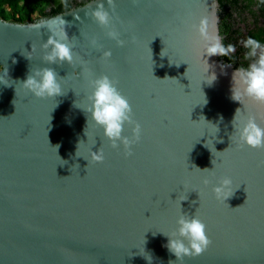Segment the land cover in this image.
<instances>
[{"label":"water","instance_id":"95a60500","mask_svg":"<svg viewBox=\"0 0 264 264\" xmlns=\"http://www.w3.org/2000/svg\"><path fill=\"white\" fill-rule=\"evenodd\" d=\"M101 2L124 47L92 17ZM114 3L113 10L91 0L23 24L0 19V68L8 72L0 83V264H149L144 248L152 264H169L176 257L167 236L181 214L196 215L212 240L182 264H264V150L234 134L249 117L264 127V106L232 98L237 67L204 56L193 29L207 17L219 32L218 0ZM60 18L75 37L72 65L45 63L42 45L52 33L34 27L58 31ZM45 67L64 78L66 95L39 99L23 87ZM104 75L119 81L142 126L130 158L88 112L91 81ZM133 127L123 135L132 138ZM101 147L98 163L92 152ZM224 178L235 190L226 202L213 192Z\"/></svg>","mask_w":264,"mask_h":264},{"label":"clouds","instance_id":"9594fccd","mask_svg":"<svg viewBox=\"0 0 264 264\" xmlns=\"http://www.w3.org/2000/svg\"><path fill=\"white\" fill-rule=\"evenodd\" d=\"M67 5V0H64ZM135 2V0H134ZM264 2V0H262ZM107 4L113 10L115 8L114 0H107ZM95 21L105 28H113L112 16L105 8L104 3H98L96 9L91 12ZM35 28L48 27L52 35L47 42L42 45L46 50L43 60L47 64H60L64 62L72 65L73 47L71 41L75 38L69 39L66 32L67 22L60 18L53 30L52 24L34 25ZM193 29L198 33L203 42L204 56L207 57H229L235 53L236 48L232 44L225 46L222 37L219 35L216 23L209 18H202L198 25H193ZM110 39L117 42L118 46L124 47L126 41L120 38V33L114 28L107 33ZM93 47L97 45L95 40L92 41ZM245 49H247L246 58L254 59L248 68H237L233 74V96L232 98L241 102L242 97H246L261 106H264V44L254 38H247L243 42ZM112 56L111 51L103 53V59L109 60ZM258 57V59H256ZM28 59H30L28 57ZM206 71L209 72L211 65L208 60ZM15 63V61H13ZM225 65H221L224 68ZM3 76L0 77V83L5 84L4 77L8 76L7 68H0ZM64 78L49 67L36 69L30 72L27 79L21 84L29 90L36 98L47 99L57 98L66 95L63 91L61 81ZM170 79L165 78L163 80ZM216 80V75L213 72L209 75L208 83L211 84ZM118 80L111 79L104 75L91 81L93 88L92 94L88 97L91 101V106L88 109L95 124L104 130V136L111 141L113 148H119L121 144L124 145L126 158L134 155L132 148L135 144L141 141L142 126L134 120L133 108L129 100L119 91ZM6 85V84H5ZM240 109H237L234 121ZM202 118V117H201ZM222 119V118H221ZM205 120V119H204ZM134 125L132 128L133 136L128 138L123 135L125 125ZM235 127V126H234ZM217 132L219 128L216 127ZM239 136L240 143L247 145L252 149L264 150V127L257 124L255 117H249L247 122L242 127H235V133ZM81 143V142H80ZM80 145V144H79ZM59 145L55 148L58 149ZM79 147V146H78ZM92 160L98 163L104 161L103 147L98 152H92ZM214 164V160L212 161ZM79 166V165H78ZM195 168V166H193ZM200 170V169H197ZM201 171V170H200ZM203 171H210L204 169ZM208 181L205 180V184ZM233 181L230 178H224L219 182V185L213 188V192L218 200L226 202L234 195L232 187ZM247 200L245 201V203ZM195 203V202H193ZM241 205L238 208H242ZM235 208V209H238ZM233 209V210H235ZM178 228L173 236L168 237V244L166 247L176 257L175 261H169V264H176L180 261L181 264L185 257L194 258L204 254L212 245V240L207 235V226L196 216L189 214H181L178 221ZM146 241H144V245ZM149 264H152V256L145 248L144 253H139ZM131 256V255H130Z\"/></svg>","mask_w":264,"mask_h":264},{"label":"trees","instance_id":"16d2710c","mask_svg":"<svg viewBox=\"0 0 264 264\" xmlns=\"http://www.w3.org/2000/svg\"><path fill=\"white\" fill-rule=\"evenodd\" d=\"M89 1L91 0H67L65 5L64 0H0V19L20 24L36 22L67 12ZM218 3L219 33L225 46L232 44L236 48L235 53L222 57V60L237 68H248L253 59L241 56L244 50L248 51L243 42L251 37L264 44V2L218 0Z\"/></svg>","mask_w":264,"mask_h":264},{"label":"flooded vegetation","instance_id":"af4514ba","mask_svg":"<svg viewBox=\"0 0 264 264\" xmlns=\"http://www.w3.org/2000/svg\"><path fill=\"white\" fill-rule=\"evenodd\" d=\"M246 54H247V51L246 50H244L242 53H241V56H246ZM244 59V58H243ZM256 59H258V57L256 58ZM246 60V59H245ZM245 60H243V61H245ZM254 62V59L252 60V62L251 63H253ZM250 63V64H251Z\"/></svg>","mask_w":264,"mask_h":264}]
</instances>
